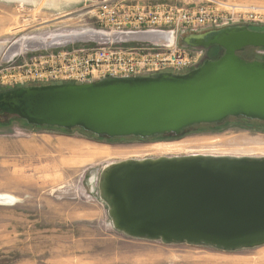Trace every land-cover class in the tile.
<instances>
[{"label": "rangeland", "instance_id": "374dc122", "mask_svg": "<svg viewBox=\"0 0 264 264\" xmlns=\"http://www.w3.org/2000/svg\"><path fill=\"white\" fill-rule=\"evenodd\" d=\"M104 1L109 0H0V91L55 83L49 74L60 72L64 64L57 55L68 47L158 41L114 37L121 32L104 28L96 17ZM216 1L264 6V0H122L143 6L204 5L224 12ZM250 26L264 30L262 25ZM100 32V38L90 36ZM183 38L178 46L202 50L199 63L209 57L211 48L189 46ZM248 56L264 60V52L257 49ZM172 137L105 140L78 129L35 127L0 116V193L15 197L10 204H0V264H264V244L225 250L165 243L132 237L113 226L99 190L101 173L113 162L194 154L264 156V123L256 120L229 118Z\"/></svg>", "mask_w": 264, "mask_h": 264}, {"label": "water", "instance_id": "95a60500", "mask_svg": "<svg viewBox=\"0 0 264 264\" xmlns=\"http://www.w3.org/2000/svg\"><path fill=\"white\" fill-rule=\"evenodd\" d=\"M183 41L221 54L185 73L21 84L0 91V116L105 139L178 137L229 118L264 122V61L240 55L264 49V30L219 28ZM99 190L113 226L132 237L225 250L264 244V156L121 160L103 169Z\"/></svg>", "mask_w": 264, "mask_h": 264}, {"label": "built area", "instance_id": "2783aa9c", "mask_svg": "<svg viewBox=\"0 0 264 264\" xmlns=\"http://www.w3.org/2000/svg\"><path fill=\"white\" fill-rule=\"evenodd\" d=\"M215 3L224 7V12H214L204 5L185 8L168 4L130 5L122 0L101 2L96 17L104 28L111 26L126 33H161L168 35V41L142 40L135 46L122 41H106L97 47H68L57 55L58 60L64 64L60 72L52 70L49 77L56 80L53 83L56 84L85 83L107 77H133L161 72L185 73L199 63L202 50L189 51L178 46L179 38L208 28L247 24L264 26V6L220 1ZM257 52L262 53L264 49H257Z\"/></svg>", "mask_w": 264, "mask_h": 264}, {"label": "bare ground", "instance_id": "6f19581e", "mask_svg": "<svg viewBox=\"0 0 264 264\" xmlns=\"http://www.w3.org/2000/svg\"><path fill=\"white\" fill-rule=\"evenodd\" d=\"M98 32V31H97ZM85 33V32H84ZM103 33H105V32H103ZM91 35V37H93V38H100V37H102L103 35L101 34V32L100 33H97V34H93V33H90ZM84 35V34H83ZM85 35H87V34H85ZM109 35V34H108ZM111 35V34H110ZM109 35V36H110ZM113 35V34H112ZM78 36H79V34H78ZM77 36V37H78ZM116 36H118V39H119V37H121V38H123V39H125V38H129V37H131V38H133V39H143V38H148V39H158V41H168V35H162L161 33H148V32H128V33H126V32H121V33H117V35H115L114 37H116ZM80 37V36H79ZM105 37H107V36H105ZM104 37V38H105ZM111 37V36H110ZM111 39V38H110ZM122 40V39H121ZM53 41V40H52ZM146 41H156V40H146ZM16 48H18V47H16ZM2 49H3V47L2 46H0V56L1 55H3L4 53L2 52V54H1V51H2ZM7 49H9V47H7ZM9 51V50H8ZM5 52V51H4ZM13 52V51H12ZM11 52V53H12ZM6 53V52H5ZM10 53V52H9ZM7 54V53H6ZM10 55V54H9ZM8 56V55H7ZM163 147V146H162ZM159 149L161 148V146L160 147H158ZM166 147H164V149H165ZM173 148V147H172ZM158 149V150H159ZM168 148H166V150H167ZM171 150V149H170ZM164 151V150H163ZM108 186V185H107ZM107 186H106V192H109L111 189H107ZM15 200V197L13 196V195H10V194H1L0 193V204H10V203H12L13 201ZM114 207H115V210H117V204H115L114 203Z\"/></svg>", "mask_w": 264, "mask_h": 264}, {"label": "flooded vegetation", "instance_id": "af4514ba", "mask_svg": "<svg viewBox=\"0 0 264 264\" xmlns=\"http://www.w3.org/2000/svg\"><path fill=\"white\" fill-rule=\"evenodd\" d=\"M251 25V24H250ZM250 25H248L247 24V27L249 28V29H252V30H258L257 28H259V27H254V26H250ZM240 26H242V25H237V26H230V27H226V28H237V27H240ZM261 28V27H260ZM251 49H253V48H247V49H245V50H243L242 52H240V55L242 56V57H244V58H246V59H249V60H254V59H250V56H248V53H249V51L251 50ZM261 49V48H260ZM255 51H256V49H254ZM221 54V49L219 48V47H212L210 50H209V58L210 59H215V58H217L219 55ZM257 60H261V61H264V60H262V59H257ZM243 119V118H242ZM262 123H264V122H262ZM173 138V137H172ZM142 140H148V139H142Z\"/></svg>", "mask_w": 264, "mask_h": 264}, {"label": "trees", "instance_id": "16d2710c", "mask_svg": "<svg viewBox=\"0 0 264 264\" xmlns=\"http://www.w3.org/2000/svg\"><path fill=\"white\" fill-rule=\"evenodd\" d=\"M78 130L82 131L84 134H86V135H88V136L96 137V136H94V135H92V134H89V133L84 132V131L81 130V129H78ZM96 138H97V137H96ZM98 139H105V138H98ZM105 140H109V139H105Z\"/></svg>", "mask_w": 264, "mask_h": 264}, {"label": "crops", "instance_id": "0c3cea01", "mask_svg": "<svg viewBox=\"0 0 264 264\" xmlns=\"http://www.w3.org/2000/svg\"><path fill=\"white\" fill-rule=\"evenodd\" d=\"M240 1H243V0H240ZM1 194H3V193H1ZM5 194V193H4ZM7 194V193H6ZM11 195V194H10Z\"/></svg>", "mask_w": 264, "mask_h": 264}]
</instances>
